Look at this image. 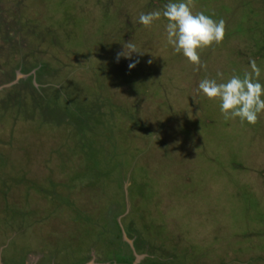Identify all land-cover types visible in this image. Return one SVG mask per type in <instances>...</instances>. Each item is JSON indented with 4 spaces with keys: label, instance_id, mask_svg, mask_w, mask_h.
I'll use <instances>...</instances> for the list:
<instances>
[{
    "label": "rangeland",
    "instance_id": "rangeland-1",
    "mask_svg": "<svg viewBox=\"0 0 264 264\" xmlns=\"http://www.w3.org/2000/svg\"><path fill=\"white\" fill-rule=\"evenodd\" d=\"M167 3L0 0V264H264V113L198 91L264 84V0H194L226 22L199 70L138 23Z\"/></svg>",
    "mask_w": 264,
    "mask_h": 264
},
{
    "label": "clouds",
    "instance_id": "clouds-1",
    "mask_svg": "<svg viewBox=\"0 0 264 264\" xmlns=\"http://www.w3.org/2000/svg\"><path fill=\"white\" fill-rule=\"evenodd\" d=\"M193 8L194 0H169L162 12L141 13L138 23L150 27L163 16L167 20L165 31L168 44L199 70L206 67L201 63L200 50L223 42L226 22L223 19L215 20L204 12H194ZM123 48V51L117 53V62L121 57L131 59L133 53H144L136 48L132 40L125 42ZM138 63L139 60L130 63L129 69L135 68ZM148 63L152 61L149 60ZM223 75L222 72H217L221 81ZM260 77L261 69L253 59L250 61V70L245 71L242 77L232 75L226 82L205 78L199 82L198 91L210 101L219 100L220 111L225 120L239 118L242 124L247 122L255 125L259 115L264 113V84L260 82Z\"/></svg>",
    "mask_w": 264,
    "mask_h": 264
}]
</instances>
